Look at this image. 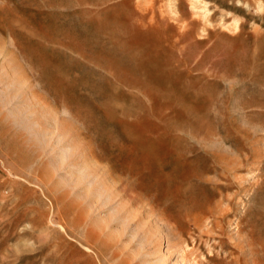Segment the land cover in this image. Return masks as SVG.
Listing matches in <instances>:
<instances>
[{"label": "rangeland", "instance_id": "1", "mask_svg": "<svg viewBox=\"0 0 264 264\" xmlns=\"http://www.w3.org/2000/svg\"><path fill=\"white\" fill-rule=\"evenodd\" d=\"M0 264H264V0H0Z\"/></svg>", "mask_w": 264, "mask_h": 264}, {"label": "bare ground", "instance_id": "2", "mask_svg": "<svg viewBox=\"0 0 264 264\" xmlns=\"http://www.w3.org/2000/svg\"><path fill=\"white\" fill-rule=\"evenodd\" d=\"M84 240V241H83ZM82 240L83 244L87 245L85 247L89 248L90 250H92L94 252V254L99 258L100 254L98 251L99 249L97 248V244L95 243V241H90L88 239L87 234L85 235L84 239ZM101 252V251H100ZM103 255V254H102Z\"/></svg>", "mask_w": 264, "mask_h": 264}]
</instances>
